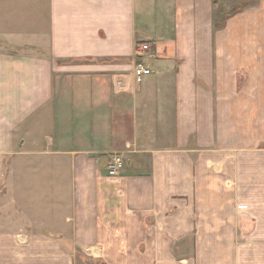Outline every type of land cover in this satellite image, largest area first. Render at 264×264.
<instances>
[{"label": "crops", "instance_id": "crops-1", "mask_svg": "<svg viewBox=\"0 0 264 264\" xmlns=\"http://www.w3.org/2000/svg\"><path fill=\"white\" fill-rule=\"evenodd\" d=\"M0 264H264V0H0Z\"/></svg>", "mask_w": 264, "mask_h": 264}, {"label": "built area", "instance_id": "built-area-1", "mask_svg": "<svg viewBox=\"0 0 264 264\" xmlns=\"http://www.w3.org/2000/svg\"><path fill=\"white\" fill-rule=\"evenodd\" d=\"M150 51V45L148 43H142L136 46V55L146 56ZM132 73L134 77L139 78L143 75H148L151 73L149 67L145 66L143 63L138 62L132 68ZM123 169V156L121 154H116L111 159V164L108 169V174L112 176L119 175Z\"/></svg>", "mask_w": 264, "mask_h": 264}, {"label": "rangeland", "instance_id": "rangeland-1", "mask_svg": "<svg viewBox=\"0 0 264 264\" xmlns=\"http://www.w3.org/2000/svg\"><path fill=\"white\" fill-rule=\"evenodd\" d=\"M234 6H236V7H237V4H235ZM218 17H219V15H218Z\"/></svg>", "mask_w": 264, "mask_h": 264}]
</instances>
